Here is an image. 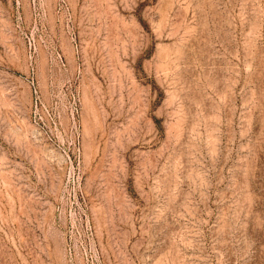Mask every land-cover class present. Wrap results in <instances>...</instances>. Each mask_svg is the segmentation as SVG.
I'll return each instance as SVG.
<instances>
[{
    "label": "rangeland",
    "instance_id": "rangeland-1",
    "mask_svg": "<svg viewBox=\"0 0 264 264\" xmlns=\"http://www.w3.org/2000/svg\"><path fill=\"white\" fill-rule=\"evenodd\" d=\"M0 264H264V0H0Z\"/></svg>",
    "mask_w": 264,
    "mask_h": 264
}]
</instances>
